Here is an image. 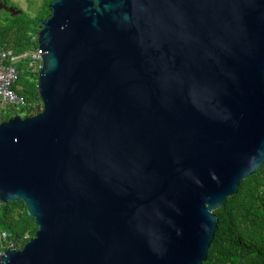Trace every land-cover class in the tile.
Wrapping results in <instances>:
<instances>
[{
  "label": "water",
  "instance_id": "95a60500",
  "mask_svg": "<svg viewBox=\"0 0 264 264\" xmlns=\"http://www.w3.org/2000/svg\"><path fill=\"white\" fill-rule=\"evenodd\" d=\"M39 113L0 122V264H201L264 162V0H51Z\"/></svg>",
  "mask_w": 264,
  "mask_h": 264
},
{
  "label": "trees",
  "instance_id": "16d2710c",
  "mask_svg": "<svg viewBox=\"0 0 264 264\" xmlns=\"http://www.w3.org/2000/svg\"><path fill=\"white\" fill-rule=\"evenodd\" d=\"M2 1L11 5L8 0ZM50 1L41 0L33 16L27 11L5 13L0 19V46L16 53L35 48L38 22L47 16ZM36 83L37 74L27 67L26 60L21 61L12 88L25 99L26 105L17 112L0 106V122L14 115L23 118L41 111ZM214 214L217 217L214 237L206 260L201 264H264V162L252 175L239 182L236 192L227 197ZM36 229L34 219L27 214L22 201L0 203V233L5 231L9 238L17 240L28 234L24 245Z\"/></svg>",
  "mask_w": 264,
  "mask_h": 264
},
{
  "label": "built area",
  "instance_id": "2783aa9c",
  "mask_svg": "<svg viewBox=\"0 0 264 264\" xmlns=\"http://www.w3.org/2000/svg\"><path fill=\"white\" fill-rule=\"evenodd\" d=\"M23 60H26L27 67L37 74L41 66V55L37 46L18 53L4 45L0 46V106L7 107L13 112L19 111L26 105L25 99L12 88L18 76V64ZM26 238H28V234L22 240L9 238L7 232L1 231L0 253L4 249H21Z\"/></svg>",
  "mask_w": 264,
  "mask_h": 264
},
{
  "label": "rangeland",
  "instance_id": "374dc122",
  "mask_svg": "<svg viewBox=\"0 0 264 264\" xmlns=\"http://www.w3.org/2000/svg\"><path fill=\"white\" fill-rule=\"evenodd\" d=\"M8 1L11 2V5H8L4 1L0 0V19L5 13L12 14L19 11H27L29 15L33 16L38 11L41 4V0H8Z\"/></svg>",
  "mask_w": 264,
  "mask_h": 264
},
{
  "label": "flooded vegetation",
  "instance_id": "af4514ba",
  "mask_svg": "<svg viewBox=\"0 0 264 264\" xmlns=\"http://www.w3.org/2000/svg\"><path fill=\"white\" fill-rule=\"evenodd\" d=\"M7 7V6H6ZM9 7V6H8Z\"/></svg>",
  "mask_w": 264,
  "mask_h": 264
}]
</instances>
